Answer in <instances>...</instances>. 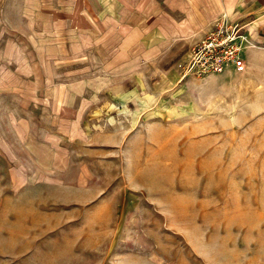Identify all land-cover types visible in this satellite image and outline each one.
Wrapping results in <instances>:
<instances>
[{
  "label": "rangeland",
  "instance_id": "obj_1",
  "mask_svg": "<svg viewBox=\"0 0 264 264\" xmlns=\"http://www.w3.org/2000/svg\"><path fill=\"white\" fill-rule=\"evenodd\" d=\"M164 2L0 0V264H264L263 71Z\"/></svg>",
  "mask_w": 264,
  "mask_h": 264
},
{
  "label": "crops",
  "instance_id": "obj_2",
  "mask_svg": "<svg viewBox=\"0 0 264 264\" xmlns=\"http://www.w3.org/2000/svg\"><path fill=\"white\" fill-rule=\"evenodd\" d=\"M146 1H152V4L160 7L162 0H138L136 3L138 9ZM161 4H169L173 11L179 8V5L184 2L187 7V12L200 16V22L203 21V27H206L214 17L222 13L230 14L235 18H241L246 22L247 33L251 38L249 45L242 53V58L245 63L243 71H239L233 65L226 67L223 73H251V70L259 68V71L264 74V0H163ZM199 2V5H198ZM181 9V8H179ZM190 13V12H189ZM190 14V15H191ZM180 21V20H179ZM176 26V27H175ZM174 26L175 30H189L192 32L199 31L202 27H196L191 22H178ZM190 26V27H189ZM255 81V77H252Z\"/></svg>",
  "mask_w": 264,
  "mask_h": 264
},
{
  "label": "built area",
  "instance_id": "obj_3",
  "mask_svg": "<svg viewBox=\"0 0 264 264\" xmlns=\"http://www.w3.org/2000/svg\"><path fill=\"white\" fill-rule=\"evenodd\" d=\"M220 27L209 38L210 41L204 43L205 55L201 57L200 53L193 59L191 70L199 67V73L221 72L229 65H233L239 71H243L245 63L242 58L243 51L251 45V38L247 33L246 26L238 22L227 21V15ZM230 24V25H229Z\"/></svg>",
  "mask_w": 264,
  "mask_h": 264
}]
</instances>
